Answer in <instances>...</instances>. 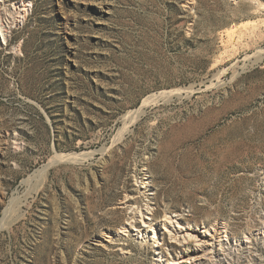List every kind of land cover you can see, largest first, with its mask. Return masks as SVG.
I'll return each instance as SVG.
<instances>
[{
    "label": "rangeland",
    "instance_id": "374dc122",
    "mask_svg": "<svg viewBox=\"0 0 264 264\" xmlns=\"http://www.w3.org/2000/svg\"><path fill=\"white\" fill-rule=\"evenodd\" d=\"M246 11L233 0H0V264H158L99 242L146 164L161 213L170 203L193 225L250 237L202 264H264V61L244 70L255 51L239 54L221 86L211 71L227 24L259 20ZM174 89L193 92L124 130L145 98ZM83 154L43 176L57 156Z\"/></svg>",
    "mask_w": 264,
    "mask_h": 264
},
{
    "label": "bare ground",
    "instance_id": "6f19581e",
    "mask_svg": "<svg viewBox=\"0 0 264 264\" xmlns=\"http://www.w3.org/2000/svg\"><path fill=\"white\" fill-rule=\"evenodd\" d=\"M233 2L237 5V9L247 8L249 10V12L246 11L247 14L245 13L248 19L258 17L259 20L246 21L247 23L230 26L227 24L228 27L224 32L229 38V42L225 45L221 55L215 59L211 68L220 86L223 85L222 80L227 74V69H224V67L230 64L229 62L233 59H236L239 54L255 51L253 55L247 54L245 56L244 65L242 66L244 70L249 63L257 64L264 61V0H233ZM242 26H250L252 30L250 33H242L240 32ZM239 66V62L233 64L234 74L238 71ZM185 91H188V95L193 92L192 89H174L159 94H150L144 99L140 109L126 114L124 130L127 131L130 124L133 125L142 117L149 106L162 101L165 103L170 102L174 97L181 98ZM123 136L124 134L120 133L117 140H121ZM88 155L91 156V154ZM84 156V154L57 156L48 166L43 168V176L46 175L49 167L54 162L57 163L56 160H67L69 158L84 160ZM147 167V164L144 165L143 171L145 173L142 174L140 185L137 188L138 197L126 195L121 202V206H118V209L124 213V220L118 224L116 230L111 229L105 232L102 236L103 240L99 241L105 247L109 249L118 248L123 257L135 250L139 254L151 251L155 255V261L158 264H162L164 259L167 264H202L206 260L219 255L226 245L238 243V246H241L244 243H249L250 237H245V239L239 241L232 238L228 232V226L226 227L225 224L217 223L212 227L206 224L193 225L184 217V213L180 214L178 211H172L173 208L170 207V203H166L163 213H161L156 209L158 192L153 188L152 178ZM135 183H139L136 178ZM106 238H108L107 244L105 243ZM133 242L138 244L137 249L133 246ZM114 243H117V245L114 246ZM177 249L180 250L178 254L176 253Z\"/></svg>",
    "mask_w": 264,
    "mask_h": 264
}]
</instances>
